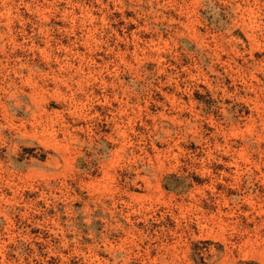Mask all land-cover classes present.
<instances>
[{
	"label": "rangeland",
	"instance_id": "374dc122",
	"mask_svg": "<svg viewBox=\"0 0 264 264\" xmlns=\"http://www.w3.org/2000/svg\"><path fill=\"white\" fill-rule=\"evenodd\" d=\"M0 264H264V0H0Z\"/></svg>",
	"mask_w": 264,
	"mask_h": 264
}]
</instances>
